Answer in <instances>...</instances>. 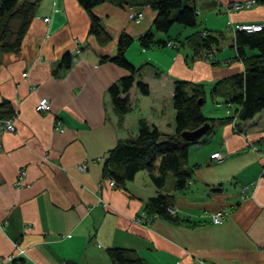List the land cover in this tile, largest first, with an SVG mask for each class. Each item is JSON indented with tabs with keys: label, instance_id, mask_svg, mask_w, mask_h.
Instances as JSON below:
<instances>
[{
	"label": "crops",
	"instance_id": "1",
	"mask_svg": "<svg viewBox=\"0 0 264 264\" xmlns=\"http://www.w3.org/2000/svg\"><path fill=\"white\" fill-rule=\"evenodd\" d=\"M191 1L197 27L173 24L155 33L174 47L139 46L156 14L147 0H104L92 8L111 35L104 46L88 34L89 17L76 0H39L20 51L0 50V101L10 103L15 126L0 133V261L14 253L16 240L23 253L8 264H111L108 248L132 249L148 264H264V109L240 125L243 135L225 123L189 145L192 172L182 191L169 175L156 187L145 170L124 187H109L97 161L118 141L135 136L140 121L160 133L174 131L175 80L203 84L206 100L215 80L243 71L234 58L232 27L264 25V3L234 10L229 5L244 0ZM129 8L142 10L143 18L131 19ZM196 30L223 33L207 60L191 58L185 38ZM122 32L134 39L125 55L142 65L149 93L141 94L134 82L130 110L119 115L108 88L128 72L101 58L115 55ZM67 52L76 57L55 77ZM42 98L49 108L40 113L35 105ZM210 98L215 105L204 115L232 114L222 98ZM216 151L224 155L221 161L210 159ZM245 185L251 193L241 197ZM157 194L172 195L173 217L187 223L162 217L150 225L136 223ZM220 210L226 217L212 223L210 214Z\"/></svg>",
	"mask_w": 264,
	"mask_h": 264
},
{
	"label": "trees",
	"instance_id": "2",
	"mask_svg": "<svg viewBox=\"0 0 264 264\" xmlns=\"http://www.w3.org/2000/svg\"><path fill=\"white\" fill-rule=\"evenodd\" d=\"M39 0H0V50L17 54L22 45L24 35ZM89 17L88 34L94 36L100 46L111 40L99 17L92 8L104 0H76ZM156 12L151 29L141 35L137 42L141 48L165 46L167 41L156 40L155 32L166 33L173 24L197 27V13L191 0H147ZM263 2L264 0H257ZM222 32H207L196 30L185 38L195 56L208 59L214 51V46L222 37ZM134 39L125 32L117 38L116 53L112 57H103L124 68L128 74L121 77L108 88V94L113 108L119 115L130 110L129 91L134 82L141 94L149 93L148 85L141 79V66H134L126 58L125 52ZM233 48L235 59L243 64L241 73L233 74L215 80L209 90L212 98H222L227 107H233L232 114L224 117H209L202 113L205 102V86L184 80L173 82L172 106L174 109V131L164 134L155 127L139 122L135 136L118 141L106 153L102 163L103 176L112 178L116 186L124 187L134 175L145 170L155 184L160 188L165 184L167 175L174 179L175 190L185 189L192 169L188 165V147L199 139L188 141L181 136L183 131L195 130L205 123L208 129L203 136L211 134L215 127L225 123H233L236 132H242L240 125L254 117L264 109V25L261 30L246 32L236 30L233 33ZM246 49L256 53L247 55ZM202 53V54H200ZM76 54L65 53L59 67L53 70L55 77H61L73 63ZM201 102H198V101ZM13 108L8 101H0V118L11 117ZM264 175V173L262 174ZM173 196L157 194L149 198L141 211L147 217L157 213L159 217L175 223H187L178 220L166 212L171 206ZM106 253L111 264H148L140 255L126 248H108Z\"/></svg>",
	"mask_w": 264,
	"mask_h": 264
},
{
	"label": "built area",
	"instance_id": "3",
	"mask_svg": "<svg viewBox=\"0 0 264 264\" xmlns=\"http://www.w3.org/2000/svg\"><path fill=\"white\" fill-rule=\"evenodd\" d=\"M256 3H257V0L234 1L229 6H230V8H232L234 10H240L243 8L250 7ZM128 14H129L130 18L135 20V21H140L143 18V11L142 10H136L135 11V10H132L129 8ZM43 21L47 22L48 18L43 19ZM261 28H262L261 24L235 23L232 27V31H233V33L236 30H243L246 32H252V31H259V30H261ZM165 46L174 47L175 43L170 40V41H167L165 43ZM78 51L79 50L77 48L76 54ZM22 75L24 76L25 74H22ZM48 108H49V101L46 98L40 99L35 105V110L37 112H40V113L47 111ZM55 129L62 130V127L57 125L55 127ZM14 130H15V126H14V122H13V116L7 117V118H0V133L3 131H14ZM238 133L244 134L243 130H242V132H238ZM252 149L257 150V148H255V147H252ZM223 158H224V155L220 151H216L210 155V159L213 161H221ZM105 159H106V154L98 157L97 161L103 163ZM85 168H86V165L84 163H80L78 165L79 170H84ZM263 173H264V165L261 169L260 175H262ZM19 175L20 176L24 175V170H21L19 172ZM105 178H106V181H107V184L109 185V187L116 186V184L112 178H110L109 176H105ZM241 193H242L241 197H247L250 195L251 192H250L248 185H245L242 187ZM166 212H167V214H169L170 216L173 217L176 213V209L173 208L172 206H169L166 208ZM226 215H227V213L224 210L216 211V212L210 214V220L212 223H220L226 217ZM157 218H159V215L157 213H153L147 217L144 213L140 212L139 214L136 215L134 220L136 221V223H139L141 225H150L152 223V221L157 219ZM13 244H14V253H11V254L3 257L2 260L0 261V264H8L10 261H12L16 257V254L23 253V250L19 248L16 240L13 242ZM18 264H23V263H18Z\"/></svg>",
	"mask_w": 264,
	"mask_h": 264
},
{
	"label": "water",
	"instance_id": "4",
	"mask_svg": "<svg viewBox=\"0 0 264 264\" xmlns=\"http://www.w3.org/2000/svg\"><path fill=\"white\" fill-rule=\"evenodd\" d=\"M198 102H201L200 100ZM208 129V124H204L201 127L191 130V131H183L181 132V136L188 140V141H194L202 137L205 133L206 130Z\"/></svg>",
	"mask_w": 264,
	"mask_h": 264
},
{
	"label": "rangeland",
	"instance_id": "5",
	"mask_svg": "<svg viewBox=\"0 0 264 264\" xmlns=\"http://www.w3.org/2000/svg\"><path fill=\"white\" fill-rule=\"evenodd\" d=\"M202 15H203V13H202ZM200 19H201V17H199V20ZM175 25H178V24H174V27H175ZM174 27L172 28V31H174ZM185 29L187 31L190 30V28H185ZM155 33H157V32H155ZM158 34L162 35V33H160V32H158ZM226 36H229L228 32H227V35H225V37H224L225 40H228V38ZM155 39H156V37H155ZM167 47H170V46H167ZM213 105H215V104H213V102H212V100L210 98L209 92L207 90V92H206V100H205L204 104L202 105L201 109H202L203 112H205L210 106H213ZM241 135H243V134H241ZM169 177L172 178L171 174H169Z\"/></svg>",
	"mask_w": 264,
	"mask_h": 264
}]
</instances>
